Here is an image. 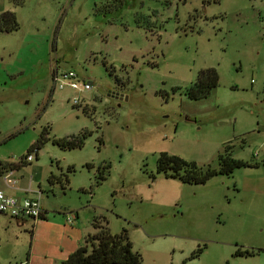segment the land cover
I'll return each mask as SVG.
<instances>
[{
    "label": "rangeland",
    "instance_id": "obj_1",
    "mask_svg": "<svg viewBox=\"0 0 264 264\" xmlns=\"http://www.w3.org/2000/svg\"><path fill=\"white\" fill-rule=\"evenodd\" d=\"M6 10L18 28L0 31V164L40 191L45 218L0 219V264H46L69 216L95 231L100 215L143 264H264V196L234 189L264 171V0H0ZM207 67L218 85L189 99ZM55 70L90 88H59ZM82 133L80 146L52 141ZM227 142L261 165L197 184L156 171L162 151L217 167Z\"/></svg>",
    "mask_w": 264,
    "mask_h": 264
},
{
    "label": "trees",
    "instance_id": "obj_2",
    "mask_svg": "<svg viewBox=\"0 0 264 264\" xmlns=\"http://www.w3.org/2000/svg\"><path fill=\"white\" fill-rule=\"evenodd\" d=\"M20 4L22 0H13ZM18 28L15 13L6 10L0 14V31H10ZM218 74L213 67L200 69L194 82L184 89V94L189 99H201L209 95L211 90L218 85ZM46 129L39 134L35 140L37 146L42 144L48 137ZM84 133L70 138L53 139L52 141L61 147L80 146L83 142ZM232 145L226 144L223 151L217 154V167L209 165L202 167L194 161H187L177 155L165 151L159 152L156 163V171L163 173L166 177L179 179L183 183L197 184L205 183L213 176L230 175L235 169L241 167H252L256 164L246 160L233 157ZM105 168L108 165H104ZM7 168H14L11 164H0V175ZM105 178V172L98 175V180ZM49 177V181L54 180ZM40 218H45L43 213ZM94 232L86 235L84 242L76 247L64 260L57 264H143L141 255L132 248L127 231L122 229L118 233H111L104 216H94L92 220ZM248 250L236 248L233 255H248Z\"/></svg>",
    "mask_w": 264,
    "mask_h": 264
},
{
    "label": "crops",
    "instance_id": "obj_3",
    "mask_svg": "<svg viewBox=\"0 0 264 264\" xmlns=\"http://www.w3.org/2000/svg\"><path fill=\"white\" fill-rule=\"evenodd\" d=\"M226 144L228 145L230 143L227 142L224 144V146ZM230 145H232V144H230ZM233 148H234V144L232 145V148H231V154L232 155H233V151H234ZM233 157H234V155H233ZM235 158H237V157H235ZM240 158L241 157H239V159ZM261 158H262L261 163H262V165H264V154ZM243 160H246L250 163H254L256 165L252 166V167H241L238 169L254 168V167L258 168L261 165L259 162L253 161L250 159H243ZM236 170L237 169H235L234 171H236ZM243 175L247 176L249 174L243 173ZM226 176H229V175H226ZM16 178H18L16 187L7 186L5 183H3L2 180H0V187L4 188L6 190V192L13 194L17 197H31V196L26 195L28 192L36 193L35 196H37L40 193L39 190L38 191L32 190L30 188L29 183L26 185L25 183L21 182V179L19 177H16ZM250 180L252 181V179H250ZM234 186H235L234 189L237 190V193H243V194L251 193V194L256 195V196H264V171H263L261 177H259V179H257V180H253L250 185L245 183L242 186H239L237 183H235ZM43 212L45 213L44 209H43ZM0 219H2V222L5 221V222H3V224H4V226H7V227L9 225H12L13 223L16 226H23L25 221H26V219H23V218L22 219L11 218V217H8V216L1 214V213H0ZM41 221L39 223H41ZM93 232L94 231H88V229H86V228H81L78 224L75 225L72 223V224H67V225H61V232L58 236L59 242L61 245L59 246V250L54 251V252H50L51 255H47L44 257L46 264H57L60 261L64 260L76 247H78L80 244H82L84 242L86 235L91 234ZM0 241H1V237H0Z\"/></svg>",
    "mask_w": 264,
    "mask_h": 264
},
{
    "label": "built area",
    "instance_id": "obj_4",
    "mask_svg": "<svg viewBox=\"0 0 264 264\" xmlns=\"http://www.w3.org/2000/svg\"><path fill=\"white\" fill-rule=\"evenodd\" d=\"M53 80L59 88L70 87L77 91H82L90 88V82L80 80L77 74L73 70L61 71L60 73L55 70L53 72ZM77 103V99H73V104ZM33 157L31 154H26L23 158V162H31ZM14 168L5 169L0 175V180L7 186L16 187L17 180L14 176ZM40 193L38 196L31 197H17L13 194L6 192V190L0 187V213L11 218L16 219H37L44 213L40 203ZM68 224L73 223V218L69 216L66 219Z\"/></svg>",
    "mask_w": 264,
    "mask_h": 264
}]
</instances>
